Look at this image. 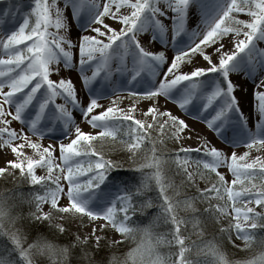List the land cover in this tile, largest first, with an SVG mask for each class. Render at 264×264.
I'll return each instance as SVG.
<instances>
[{
	"label": "snow or ice",
	"instance_id": "obj_1",
	"mask_svg": "<svg viewBox=\"0 0 264 264\" xmlns=\"http://www.w3.org/2000/svg\"><path fill=\"white\" fill-rule=\"evenodd\" d=\"M0 155V264H264V0H6Z\"/></svg>",
	"mask_w": 264,
	"mask_h": 264
},
{
	"label": "trees",
	"instance_id": "obj_2",
	"mask_svg": "<svg viewBox=\"0 0 264 264\" xmlns=\"http://www.w3.org/2000/svg\"><path fill=\"white\" fill-rule=\"evenodd\" d=\"M117 172V175L119 177H124V178H128L131 176L132 174V169H129V168H121V169H118L116 170ZM14 184L13 180L11 177L8 178L7 181L3 180V179H0V187H3V188H10L12 187ZM16 190L17 191H28L29 190V186L27 184H21V185H17L16 186ZM141 223H144L146 221H140ZM192 239H196V235L195 233H193ZM238 239L236 238V243H237ZM122 248H119V249H116L117 251H120ZM226 249L227 251H230L232 252L233 254H235V256H241V255H245V253L243 251H240V250H236L235 248H233L231 245H227L226 246ZM234 251V252H233Z\"/></svg>",
	"mask_w": 264,
	"mask_h": 264
},
{
	"label": "rangeland",
	"instance_id": "obj_3",
	"mask_svg": "<svg viewBox=\"0 0 264 264\" xmlns=\"http://www.w3.org/2000/svg\"><path fill=\"white\" fill-rule=\"evenodd\" d=\"M20 2L21 3H23V4H25V5H27L28 3H29V0H20ZM5 3H6V0H4L3 1V4H1V6L0 7H2V6H4L5 5ZM202 62V61H201ZM203 63V62H202ZM248 88H249V90H251V84L249 83L248 84ZM125 103H128V100L126 99L125 101H124ZM16 126L17 127H19V124H18V122H16ZM89 130H93L92 128H90ZM95 130H97L98 131V129H95ZM211 138V137H210ZM188 143H193L194 141H187ZM213 143H217V144H220L221 142L218 140V138L217 139H214L213 140ZM170 147H171V145H169ZM243 149L241 148V149H237V151L239 152V151H242ZM252 154H256L255 153V150H253V153ZM112 155H113V158H121V156H118L116 153H112ZM9 158H11V154H9ZM3 163H4V156L3 155H0V165H3ZM118 170V169H117ZM221 170H224V169H221ZM38 171H43L42 169H39L38 168ZM83 231H85V229H83ZM196 235V234H195ZM238 239V241H237V244H241V243H243V241L242 240H240L239 238H237ZM125 249H121L120 250V252H122V251H124ZM228 253H229V256L230 257H235V258H240V257H242L243 255H241V256H235V254H233L232 252H230V251H227ZM234 252V251H233Z\"/></svg>",
	"mask_w": 264,
	"mask_h": 264
},
{
	"label": "bare ground",
	"instance_id": "obj_4",
	"mask_svg": "<svg viewBox=\"0 0 264 264\" xmlns=\"http://www.w3.org/2000/svg\"><path fill=\"white\" fill-rule=\"evenodd\" d=\"M3 1L4 0H0V6H1V4H3ZM202 63V62H201ZM247 87H248V85H247ZM249 91H251V90H249ZM105 103H106V101H105ZM124 104H127V103H125L124 102ZM81 127L82 128H84L85 130H89L90 128H91V125H88V124H86V123H82L81 124ZM43 142H47V137H45V139H44V141ZM194 143V142H193ZM89 227H90V225H89ZM88 229H85V231H87Z\"/></svg>",
	"mask_w": 264,
	"mask_h": 264
}]
</instances>
